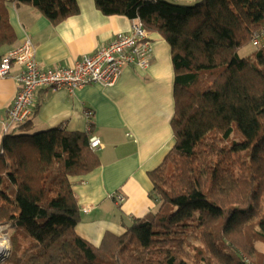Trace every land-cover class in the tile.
Returning <instances> with one entry per match:
<instances>
[{
    "label": "trees",
    "instance_id": "16d2710c",
    "mask_svg": "<svg viewBox=\"0 0 264 264\" xmlns=\"http://www.w3.org/2000/svg\"><path fill=\"white\" fill-rule=\"evenodd\" d=\"M21 3L53 23L79 12L77 0H0V58L15 41L7 7ZM94 3L170 46L175 142L148 172L156 206L92 244L75 230L69 180L100 164L89 131L30 132L29 120L2 128L0 225L14 232L0 264H264V45L238 54L264 29V0Z\"/></svg>",
    "mask_w": 264,
    "mask_h": 264
},
{
    "label": "crops",
    "instance_id": "0c3cea01",
    "mask_svg": "<svg viewBox=\"0 0 264 264\" xmlns=\"http://www.w3.org/2000/svg\"><path fill=\"white\" fill-rule=\"evenodd\" d=\"M77 3L79 12L57 23L29 3L9 4L15 41L3 54L29 38L41 65L64 67L130 31L132 20L128 17L105 15L94 0ZM148 33L154 55L151 64L146 68L125 66L114 85L88 84L73 93L47 87L36 91L30 132L61 126L69 131H89L101 141L96 150L100 164L86 174L69 177L80 209L75 230L94 245L106 232L123 234L134 218L156 206L149 197L153 184L148 172L157 168L174 146L171 50L159 33ZM19 71L20 66L14 64L7 76L0 77V134ZM87 111H91L90 117ZM116 195L123 200H116Z\"/></svg>",
    "mask_w": 264,
    "mask_h": 264
},
{
    "label": "built area",
    "instance_id": "2783aa9c",
    "mask_svg": "<svg viewBox=\"0 0 264 264\" xmlns=\"http://www.w3.org/2000/svg\"><path fill=\"white\" fill-rule=\"evenodd\" d=\"M251 44L258 48L264 45V29L254 32ZM153 45L147 29L139 19L131 21L130 31L64 67H44L34 55V45L25 38L20 45L10 49L0 58V77L8 75L12 65L20 66L16 76V93L7 110L3 131L30 119L36 91L40 88L64 89L73 93L88 84L112 86L125 66L148 67L153 60ZM91 116V111H87ZM89 146L96 151L101 147L100 139L89 132ZM116 200L122 201L120 195ZM89 209H84L88 212ZM5 254L0 260L6 257Z\"/></svg>",
    "mask_w": 264,
    "mask_h": 264
},
{
    "label": "rangeland",
    "instance_id": "374dc122",
    "mask_svg": "<svg viewBox=\"0 0 264 264\" xmlns=\"http://www.w3.org/2000/svg\"><path fill=\"white\" fill-rule=\"evenodd\" d=\"M256 47H254L251 44L245 45L241 48L238 49V54L239 56L242 57H253L254 54L256 53ZM14 230L11 228V226L7 225H0V243L7 241L8 245H9V250L7 252V255L5 258H7V256L9 255L10 251H11V243H10V237L13 234ZM20 240L22 242H27L25 241V239L21 236V234H19ZM256 248L258 251H264V242L262 240L256 242ZM3 258L2 260H0V263L5 259ZM255 256L252 257V259H254Z\"/></svg>",
    "mask_w": 264,
    "mask_h": 264
},
{
    "label": "bare ground",
    "instance_id": "6f19581e",
    "mask_svg": "<svg viewBox=\"0 0 264 264\" xmlns=\"http://www.w3.org/2000/svg\"><path fill=\"white\" fill-rule=\"evenodd\" d=\"M9 250V245L7 241H4L2 243H0V259L7 254Z\"/></svg>",
    "mask_w": 264,
    "mask_h": 264
}]
</instances>
